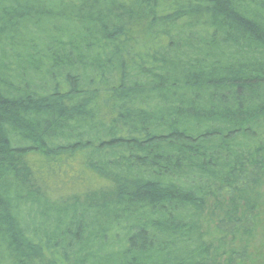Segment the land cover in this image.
<instances>
[{"label": "trees", "instance_id": "1", "mask_svg": "<svg viewBox=\"0 0 264 264\" xmlns=\"http://www.w3.org/2000/svg\"><path fill=\"white\" fill-rule=\"evenodd\" d=\"M262 177L264 0H0V264H214Z\"/></svg>", "mask_w": 264, "mask_h": 264}, {"label": "rangeland", "instance_id": "2", "mask_svg": "<svg viewBox=\"0 0 264 264\" xmlns=\"http://www.w3.org/2000/svg\"><path fill=\"white\" fill-rule=\"evenodd\" d=\"M253 190L254 193L250 195V198L248 195V198L252 208L254 226L248 234L217 239L212 226L207 227V237L214 246L213 253L216 257L214 264H231L228 262L232 256L235 259L232 264H264V177ZM214 217L215 215L210 209L203 215L207 225ZM227 246H230V249L223 251ZM233 251H236V253H233ZM240 252L242 255H240Z\"/></svg>", "mask_w": 264, "mask_h": 264}]
</instances>
